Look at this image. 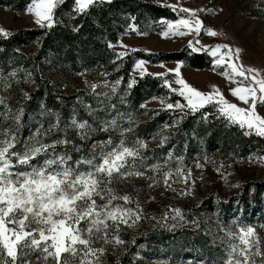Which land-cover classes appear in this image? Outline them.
I'll list each match as a JSON object with an SVG mask.
<instances>
[{"label":"rangeland","instance_id":"rangeland-1","mask_svg":"<svg viewBox=\"0 0 264 264\" xmlns=\"http://www.w3.org/2000/svg\"><path fill=\"white\" fill-rule=\"evenodd\" d=\"M151 1H156L166 6L176 5L175 10L179 13L178 18L182 15H188L181 12L180 7L196 9V14L203 21V27L199 35L195 31L183 36L174 35L171 32L167 36L161 35L162 32L167 31V25L163 23V20H176L178 18L160 19L136 31L130 30L128 27V31L120 36L118 43L112 46L118 53H126L132 49L155 52L175 51L187 47L193 52H205L210 55L208 49L203 46L229 44L233 49L240 48L242 50L239 53L240 59L235 61L236 63H243L245 66L260 69L262 74H264V0ZM26 9L18 11L0 6V28H3L7 33V35L0 33V38L7 37L20 29L39 26L34 22V15L27 12ZM209 27L217 33H223V35H208L206 29ZM139 32H146L147 34L141 35L138 34ZM197 39L200 41L199 44L195 43ZM189 40L193 41L195 48L203 50L194 51L193 47H189ZM36 49L37 46L35 44L19 47L20 53L24 55H30ZM221 51L224 50L222 49ZM139 60L146 61L144 59ZM178 62L180 61L159 63L146 61L143 67L147 68L146 73H164L163 79L169 81L171 88H180L181 85L175 83L176 73L168 71L169 69H176ZM224 67L223 65L216 66L212 63L210 68L194 69L181 62L179 64V72L181 77L196 89L209 93L214 92L216 89L213 86H216L229 102L236 103L243 108L249 107V104H244L231 94L230 89L236 87L237 83L221 74L224 71ZM14 70L16 71V76L12 77L9 74ZM81 73H64L59 70L56 71L55 75L64 80L66 87L63 93L68 95L76 94L80 90L94 92L90 87L91 84L102 85L103 81H107L108 87H98L95 92L108 94L106 97L103 95L98 96L100 97V103L107 100L110 101V110L106 109L104 118H101V120L110 121L116 118L119 127L113 129L115 135L120 137L124 129L134 131L138 127V122L150 119L151 116L140 117L136 115V112L131 114V111L126 108L124 103L127 102V91L131 87L129 83L123 87L120 82L116 86L115 93H113L111 86L116 80L110 81L104 73L96 71ZM139 73L140 69L133 68V75H140ZM241 79L243 78L236 77L237 81ZM85 81L88 83L86 84ZM32 89L31 77L28 76L26 69L15 67L4 72L0 66V98H4V104H0V112L4 111V105H7L12 109V113L9 114L11 117L16 109L21 107V97L23 98L25 93L29 94ZM174 93L179 95L178 92ZM156 98L146 101L144 105L148 109L153 108L163 111L169 109L161 106L159 98H166L167 102L173 104L176 102L170 100L168 96ZM179 102L181 104L186 103L184 97ZM85 105L88 106L87 103ZM112 105L115 107H112ZM206 106L211 107L207 115L215 114L224 117L218 113V109L213 107L212 104ZM184 110L188 109H178V113ZM169 111L174 110L171 109ZM257 111L264 116V107L258 104ZM47 115L42 114L40 119L27 121V123L23 122L21 116L18 128H16L11 119L6 122L0 120V126L16 128V135L20 141L17 144L18 148L21 147L23 141L28 140L30 136L36 135L37 129L49 132L48 136L41 135L39 138L46 143H51L53 139H56L52 138L51 135H55V130L58 129L50 126L56 123L57 114L48 112ZM102 115L103 113L100 114V117ZM180 115L182 114L167 118V122L164 123L162 128L148 136H138L136 134L130 139H126L125 134L128 131L124 132V138L128 145L134 144L137 139L147 144L146 149L140 150L141 155L146 157V159L141 161L136 158L135 168L131 170L133 172L136 170L141 171L144 175L116 176L111 187L114 188L119 196L129 195L130 201L127 203L123 200L113 201L112 204H108V207L111 208L114 204L119 203L124 207L133 209L134 212H139L141 219L136 221L135 224L132 223L134 217L128 220V224L116 222L119 227L118 231L116 230V224L108 220L107 223L110 225L107 230L108 242L105 241L104 234L101 233L92 237L91 244L94 250L103 248L104 251H96L94 255L89 254L85 264H89V262L91 264H119L122 257L127 254L130 255L131 259L140 260L147 264H161L162 261L167 262V264H200L201 261H207V264H211L214 258L222 254L224 247L219 240L213 245L212 236L208 234L211 232L217 236H224V233L217 228L218 223L233 225L236 222L238 224L251 225L261 238L262 246H264V192L260 191L254 196L255 192L251 186V181L264 177V153L253 151L242 156L230 151L226 155L221 152L219 146L213 145L210 150H200L201 148L197 147L187 157V152L181 153L176 151L174 147H167V145H170L172 137L169 129L171 124L168 121L175 123L179 121ZM101 120H99V123ZM165 125H168V127H165ZM23 127H26L24 133L22 132ZM245 129L248 128L245 127ZM251 131L256 133L254 129ZM119 137L112 139L118 143ZM163 137H167V139L164 143H161ZM108 138L100 140L95 135L91 136L88 139V151L77 157V159L81 156H88L94 150V145L98 147L99 141H106ZM56 150L57 152L62 151L61 149ZM169 152L172 153L170 158ZM178 157L181 159H177ZM42 158L41 156L40 159ZM128 159L131 160V158ZM32 162L35 163L36 161ZM155 164H159L161 166L160 169L153 170L150 167ZM197 165L200 166L198 167ZM86 167L81 165V170H86ZM177 168L181 169L185 175H178L175 171ZM170 169L172 171L168 176V185H170L168 187L164 183L163 173L168 172ZM189 172L190 175H188ZM153 180L156 182L153 183ZM96 199L97 204H105L107 202V198L100 199L97 197ZM137 202L139 203V208L137 207ZM174 208L182 210V214L185 216L184 221H180L179 217L175 220L172 219L174 213L171 209ZM165 212L169 213L167 220L162 219ZM193 220L199 223L206 239L203 245L195 243L187 245L184 251L176 257L174 256L175 245L172 244L176 243V241L174 242L168 236L166 238L162 237L160 233L185 227L198 228L196 224L192 223ZM233 231H238V228L233 227ZM84 235L87 236V233ZM149 235L152 238L146 240ZM114 236H118L123 243L117 244L113 238ZM63 255L65 254H62V257ZM80 256H83V252H80L79 256L76 257V264H79ZM28 259L30 264H45L44 254L39 250L30 253ZM47 264H54V262L49 258Z\"/></svg>","mask_w":264,"mask_h":264},{"label":"snow or ice","instance_id":"snow-or-ice-1","mask_svg":"<svg viewBox=\"0 0 264 264\" xmlns=\"http://www.w3.org/2000/svg\"><path fill=\"white\" fill-rule=\"evenodd\" d=\"M95 2L96 0H74L73 11L77 14L84 13ZM108 2L110 3L111 0ZM61 3L63 0H32L26 11L34 15V22L37 25L51 28L56 23L54 10ZM169 7L175 9L176 5H169ZM180 11L188 15H182L176 20H163V23L167 25V31L162 32L161 35L167 36L171 32L174 35L183 36L193 31L199 35L203 21L196 14L197 10L180 7ZM132 19L134 20L135 17ZM129 28L133 31L137 30L135 24H130ZM206 32L211 36L223 35L210 27L206 29ZM0 33L7 35L3 28H0ZM138 34L146 35L147 33L139 32ZM195 43L199 44L200 41L197 39ZM188 44L194 51L203 50L195 48L192 40H189ZM108 46L111 48L113 45L109 43ZM203 47L207 48L213 57L214 65L225 66L221 74L237 83L236 87L230 89L231 94L250 106L243 108L229 102L216 86H213L216 90L209 93L191 86L180 75L181 62H178L176 69L168 70L176 73L175 83L181 87L171 88L167 79L164 80V85L171 91L178 92L184 97L186 103L181 104L176 101L173 104L167 102L166 98H159L161 106L169 110L187 108L195 113L206 105L212 104L229 123L238 124L241 128L254 129L258 135L264 136V116L257 111L258 104L264 107V74L260 69L235 62L240 59L239 53L242 51L240 48L233 49L229 44ZM222 49L224 51H221ZM123 55L126 53L118 54V56ZM145 63L146 61L137 60L134 65V69H140L141 77L147 72V68L143 67ZM9 75L15 77L16 71H12ZM151 75L162 77L164 73H151ZM28 76H31V73H28ZM236 77L243 79L237 81ZM120 82L118 79L112 84L113 93ZM85 83L88 82L85 81ZM133 83L135 80L130 79L129 86ZM101 86L108 87V82L103 81L102 85L96 83L90 85L95 95L106 97L107 93L95 92ZM24 95L25 98L28 97L27 93ZM153 99L157 98L153 97ZM0 104H4V98H0ZM41 107L43 108V105ZM86 107L90 108V106ZM112 107L115 106L112 105ZM4 109L0 112V120L6 122L11 119L18 128L24 112L23 107L16 109L11 117L9 114L12 113V109L7 105H4ZM92 114L90 111L89 115ZM59 123L60 117L57 114L56 123L50 127L58 129ZM100 123L101 128L96 129L89 124L88 120H79L73 114L70 123L65 127L76 129L82 139L92 131H108L109 128L119 127L116 118L110 121L101 120ZM16 128L0 126V264H30L29 254L37 250L44 254L45 264L49 258L54 264H76V257L80 252H83V256L79 257V264H85L89 254L94 255L96 251H104L103 248L94 250L91 244L92 237L101 233L108 242L107 230L110 227L108 220L114 224L116 222L128 224V220L134 217L132 223L135 224L141 219L139 212H134L133 209L119 203L111 208L108 207V204H112L113 201L123 200L126 203L130 201L129 195L119 196L111 187L116 176L144 175L141 171L131 170L135 168L136 158L141 161L146 159L141 155L140 150L146 149L147 144L137 139L134 144L128 145L124 132L130 131L129 129L121 132L118 143L109 136L106 141H99L98 147L94 145V150L88 156H81L73 162L67 150L61 152L56 150L57 145L71 144V140L53 139L51 143H46L39 137L48 136L50 133L37 129L36 135L23 141L18 148L17 144L20 141L16 135ZM166 139L167 137H163L161 143H164ZM41 156L42 159H40ZM171 156L172 153L169 152V158ZM34 160L35 163L32 162ZM81 165L87 166L86 170H81ZM150 167L156 170L161 166L155 164ZM171 171L170 169L163 173L164 183L168 187H170L168 176ZM175 171L178 175H185L179 168ZM155 182L153 180V183ZM97 197L107 198V202L97 204ZM137 207L139 208L138 202ZM171 211L174 213L172 219L179 217L180 221L185 220L180 208H174ZM168 216L169 213L165 212L162 219L167 220ZM192 223L199 227L197 221L193 220ZM233 227L238 228V231H233ZM217 228L224 233V236H217L211 232L208 234L212 236L213 245L219 240L224 247L222 254L214 258L211 264H264V246L254 227L234 222L233 225L218 223ZM116 230H119L118 224H116ZM85 233L87 236L84 235ZM113 238L117 244L123 243L118 236ZM62 254L65 255L62 257ZM161 264H167V262L162 261ZM200 264H207V261H201Z\"/></svg>","mask_w":264,"mask_h":264},{"label":"trees","instance_id":"trees-1","mask_svg":"<svg viewBox=\"0 0 264 264\" xmlns=\"http://www.w3.org/2000/svg\"><path fill=\"white\" fill-rule=\"evenodd\" d=\"M31 2L32 0H0V6L21 11ZM73 6L74 0H63V3L58 4L54 10L56 23L51 28L47 26L24 28L0 38V66L3 71L22 67L27 70V73H31L33 89L27 98L21 97L20 103L24 109L23 122L36 121L42 114L47 115L48 112L59 114V128L51 137L67 138L72 141L68 145H58L57 149L67 150L73 162L88 151V139L91 136L95 135L96 138L104 140L109 136L117 139L119 135H115V131L109 128L108 131H92L82 139L76 129L65 127L75 114L77 119L88 120L94 128L100 129L99 120L104 118L106 109L110 110V101L100 103V97L87 90H80L71 95L63 93L66 87L64 80L55 75L59 70L64 73L90 71L107 73L106 76L110 81L119 79L123 87L130 82V79L135 80L127 91V102L124 104L131 114L136 112L137 116L151 117L138 122V127L134 131H128L125 134L126 139L136 134L148 136L157 132L167 122V118L182 114L179 116V121L175 123L168 121L171 124L169 129L172 135L168 148L174 147L181 153L187 152V157L197 147L201 148L200 150H210L213 145L219 146L221 152L226 155L230 151L242 156L253 151L264 153V136L241 128L238 124L229 123L222 116L209 114L205 118V113L208 114L207 112L211 110L209 106L195 113L189 109L178 113V109L161 111L148 109L144 105L153 97L168 96L174 101H180L182 97L171 92L164 85L163 76L158 77L151 73H145L143 77L133 75L137 60L144 59L150 63L180 61L194 69L212 66L210 55L205 52H193L187 47L161 52L132 49L126 52V55L118 56L119 53L108 46L109 43L117 44L120 36L128 31L130 24H135L137 29H143L147 24L160 19L178 18L179 13L175 9L151 0H111L110 3L108 0H96L84 13L80 14L73 11ZM132 17L135 19L133 20ZM29 44H35L37 49L30 55L20 53L19 47ZM86 103L90 108L85 107ZM90 111L92 115H89ZM25 131L26 127H23L22 132ZM251 186L255 192L254 196L260 191L264 192V177L251 181ZM160 236L165 238L168 236L174 242L176 241L172 243L175 245L173 248L176 257L187 245L192 243L203 245L206 239L200 226L163 231ZM151 238L149 235L146 240ZM119 264L147 263L133 260L127 254L122 257Z\"/></svg>","mask_w":264,"mask_h":264}]
</instances>
